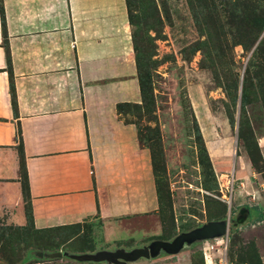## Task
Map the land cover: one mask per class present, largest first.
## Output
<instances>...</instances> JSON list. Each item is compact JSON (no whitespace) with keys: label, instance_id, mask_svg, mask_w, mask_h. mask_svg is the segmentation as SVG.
<instances>
[{"label":"rangeland","instance_id":"obj_1","mask_svg":"<svg viewBox=\"0 0 264 264\" xmlns=\"http://www.w3.org/2000/svg\"><path fill=\"white\" fill-rule=\"evenodd\" d=\"M131 13L143 101L126 120L152 153L160 208L118 221L113 238L93 216L75 230L80 248L92 247L90 256L132 253L230 220V261L264 264V31L252 45L264 0H132ZM245 207L261 215H242ZM38 232L0 219V264H58V251L43 259L61 235ZM204 242L176 255L99 264H204Z\"/></svg>","mask_w":264,"mask_h":264},{"label":"crops","instance_id":"obj_2","mask_svg":"<svg viewBox=\"0 0 264 264\" xmlns=\"http://www.w3.org/2000/svg\"><path fill=\"white\" fill-rule=\"evenodd\" d=\"M132 28L126 0H0L6 227L29 225L21 147L36 230L69 234L98 215L113 238L122 220L158 212L152 153L125 113L143 101ZM88 253L54 254L58 264H99L81 259Z\"/></svg>","mask_w":264,"mask_h":264},{"label":"water","instance_id":"obj_3","mask_svg":"<svg viewBox=\"0 0 264 264\" xmlns=\"http://www.w3.org/2000/svg\"><path fill=\"white\" fill-rule=\"evenodd\" d=\"M240 221H242V218L240 219ZM229 226L230 220L210 222L201 228L181 234L173 242L156 241L153 242L149 247L135 250L132 253H126L124 251L101 252L95 256L85 255L81 257V259H83L84 261L97 263L104 261H109V263H117L119 260L135 261L142 257L153 258L158 256L161 251L176 255L184 249L185 244L190 246L199 241H207L226 236L229 232Z\"/></svg>","mask_w":264,"mask_h":264},{"label":"trees","instance_id":"obj_4","mask_svg":"<svg viewBox=\"0 0 264 264\" xmlns=\"http://www.w3.org/2000/svg\"><path fill=\"white\" fill-rule=\"evenodd\" d=\"M127 1V7H128V12H129V19L130 22L133 20L132 18V13H131V5H132V0H126ZM1 11L3 12V9H1ZM258 33L260 32V34L255 36V39L252 41V45H255L256 43H258L261 33L264 31V22L262 20V22H260L258 25ZM133 39H134V44H135V52L138 51L137 46H136V42H135V37L133 34ZM264 46V45H263ZM262 47V41L259 43L258 48ZM137 55V66H139V59H138V54ZM139 72V69H138ZM140 83H141V91H142V97H143V87H142V81L139 78ZM246 101V93L243 91L242 97H241V102L244 103ZM20 154H21V164H22V168H23V176H22V184H23V194L25 197V201L27 203V217L29 219V225L25 228L22 229H28V228H33L35 229L34 226V219H33V213H32V206H31V195H30V188H29V178H28V173L26 170V166L24 163V152H23V148H20ZM153 159V156H152ZM251 160L253 165L255 166L256 164H258L257 159L255 158L254 154H251ZM153 167H154V161H153ZM154 173H155V168H154ZM158 190V187H157ZM158 198H159V203H160V195H159V190H158ZM251 210H254V208H251ZM256 212V213H255ZM250 217H254L255 215L260 216L261 213L258 212V210L254 211V213L250 214ZM81 227V225H77L74 227H71L70 229H74V231H70L69 234L64 233V230L62 229H50L49 231L52 232H57V235H61L60 239L59 237H57L56 239H59V243L54 244L53 246H51L50 248L48 247V249L46 250H50V251H61L62 249H73L74 251H81V252H88V251H93L92 247H82L80 248V245L78 244L77 240L81 237L80 234L81 232H79L78 234L76 233V229ZM19 229V228H18ZM36 230V229H35ZM39 231V230H37ZM49 231H39L41 233H45V232H49ZM38 232V233H39ZM46 234V233H45ZM47 235V234H46ZM48 236V235H47ZM46 239H49V237H47ZM78 244V245H77ZM204 257V255H203ZM204 261V259H203ZM205 264V261H204Z\"/></svg>","mask_w":264,"mask_h":264},{"label":"built area","instance_id":"obj_5","mask_svg":"<svg viewBox=\"0 0 264 264\" xmlns=\"http://www.w3.org/2000/svg\"><path fill=\"white\" fill-rule=\"evenodd\" d=\"M229 245V232L223 238L205 241L203 247L205 264H236L232 263L228 257Z\"/></svg>","mask_w":264,"mask_h":264}]
</instances>
